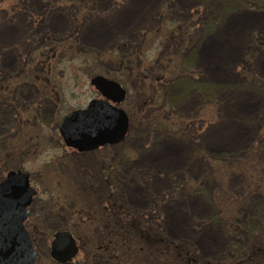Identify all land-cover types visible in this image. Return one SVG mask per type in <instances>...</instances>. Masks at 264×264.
Masks as SVG:
<instances>
[{"label":"rangeland","instance_id":"374dc122","mask_svg":"<svg viewBox=\"0 0 264 264\" xmlns=\"http://www.w3.org/2000/svg\"><path fill=\"white\" fill-rule=\"evenodd\" d=\"M86 1L90 11L85 17H77L78 42L67 37L60 41L65 45H55L52 39L70 31L69 8L58 5L47 10L49 0H19L18 11L12 13L8 0H0L1 74L16 73L28 50L33 52L31 57H41L39 51L47 55L55 52L47 83L54 89L57 103L40 99L42 79L33 84L16 83L14 95L34 105V126L41 134L36 137L33 131L32 148L14 153L15 161L8 163L28 171L38 190L26 221L34 234L38 264H58L49 256L48 239L53 231L72 227L76 217L65 208L77 178L73 165H88L89 172L97 169L98 161L111 175L115 172L113 191L120 195V201L146 215L150 221L146 228L159 229L166 238L189 245L197 259L222 263L232 242L239 241L233 230L242 228L237 208L231 209L232 190L239 189V181L235 177L229 180L225 173L217 174L215 165L222 155L234 157L238 163L256 136L264 134V0L243 5L240 0ZM160 9L166 15L168 12L167 19L161 17ZM189 14L198 21L188 44L195 45L190 49L191 66L208 89L206 94L187 92L175 101V115L189 119L183 135L148 133L146 125L138 124L142 112L134 108L138 97L144 96L143 84L134 78L129 81L123 74L124 80L117 78L105 58L117 60L136 51L150 63L161 60L166 50L159 41ZM156 26L157 34L150 35ZM143 29L148 32H139ZM211 38L214 43L209 45ZM211 45L219 51L216 53ZM96 73L121 82L127 96L120 106L130 111L132 118L121 141L97 152L79 154L76 159L60 144L56 126L63 115L97 95L89 84ZM246 80L257 87L245 85ZM164 103L161 98L159 104ZM161 115V111L152 114L157 118ZM5 121L0 120V124ZM168 124L178 126L172 120ZM153 153H158L162 162L153 161ZM6 169L0 166V176ZM85 196L78 195L76 201L93 204L95 211L99 202L93 194ZM229 211L233 220L236 218L234 225L224 222ZM79 233L83 236L85 229ZM88 244L81 246L87 249Z\"/></svg>","mask_w":264,"mask_h":264},{"label":"trees","instance_id":"16d2710c","mask_svg":"<svg viewBox=\"0 0 264 264\" xmlns=\"http://www.w3.org/2000/svg\"><path fill=\"white\" fill-rule=\"evenodd\" d=\"M18 1L8 0L7 6L10 7L8 9L10 12L18 11L19 7L16 9V5H19L16 3ZM240 1L243 5L251 0ZM49 2L47 10L50 7L64 5L69 8L70 12V31L65 36L52 39L54 43L56 42L55 45H65L60 41L67 37H72L73 41L77 43L80 25L77 17L86 16L90 11L89 3L86 0H49ZM159 13H161V17L168 18V12L166 15L165 11L160 9ZM193 16L189 14L184 18V21H180L174 26L173 32L163 36L159 41V45L166 50L159 61L153 63L145 61L144 57L136 51L120 55L117 60L111 56L105 58L112 64L113 73L117 74V78L122 77L124 80L123 75H125L129 77V81L134 78L143 84L144 88L141 92L144 96L138 97L140 100L137 101L134 108L142 112V121L138 124L146 125L148 133L167 134L174 137L183 135L189 125V119L175 115L176 113L173 111L175 101L185 96L187 92L206 94L208 89L206 83L199 80L198 73L191 66L193 58L190 59L192 57L190 49L192 50L195 45L188 44L191 43L193 32H195L194 27L198 24L197 19L193 20ZM157 26L150 31V35L157 34ZM145 30L139 32L143 33ZM147 32L148 30L145 31V33ZM32 54L33 52L29 50L26 52L22 58L24 61L22 67L16 73H0V120H6L4 124H0V166L4 167L5 165L7 169L18 168L15 165H8L10 160L15 161L14 153L32 148L35 140H33L32 132L34 131L36 137L41 134L34 126L36 120L34 105L26 103L14 95L16 83L33 84L35 80L42 79L39 76L43 73L42 68L44 69V67L45 73H49L47 65L43 66L39 62V58L42 56L31 57ZM109 72H112L111 68H109ZM243 82L252 88L257 87L252 80ZM41 88L45 93L48 90L46 86ZM161 98L163 103L165 101V105L159 104ZM155 111L162 112L160 118L152 116ZM128 116L130 121L132 118L130 111ZM169 120L178 126L170 127ZM241 156L242 159L236 163L238 160L234 157L222 155L218 158L220 163L215 165L217 174L218 172L225 173L229 180L230 177H235L239 181V189L232 190L235 194L232 198L234 205L230 207L234 210L237 208L236 214L241 216L238 223L242 226L236 231L233 230L239 241L232 242L230 249L226 250L227 258L220 264H264V134L256 136L254 142L244 150ZM75 158L79 159V157ZM246 160L251 163L249 170ZM66 164L65 166H67ZM73 166L77 170L74 194L65 204V208L69 211L72 210L71 213L76 215L72 221V227H66V229H69L80 241L82 257L85 259L77 264H211L212 260L197 259L189 245H182L178 241L166 238L159 229H151L150 226L146 228L145 225L150 222L146 215L128 207L124 201L121 202L120 195L118 196L114 192L116 189L113 183L115 172L111 175L104 163L98 161L97 169L89 172L86 171L88 165H79L77 162ZM221 173L219 175H222ZM246 174H249V179H246ZM72 179L74 180V178ZM228 187L230 188V186ZM81 194L86 195L85 197L93 194L95 200L99 202V207L97 205L98 208L94 211L93 204L76 201V197ZM31 204L29 206L30 213ZM239 204L240 206H238ZM231 214L233 213L231 212L227 221L224 222L234 225L236 218L233 220ZM84 229L86 233L80 236L79 231ZM28 230L34 240L33 232L29 227ZM83 242L91 244H88L87 249H83L81 246Z\"/></svg>","mask_w":264,"mask_h":264},{"label":"water","instance_id":"95a60500","mask_svg":"<svg viewBox=\"0 0 264 264\" xmlns=\"http://www.w3.org/2000/svg\"><path fill=\"white\" fill-rule=\"evenodd\" d=\"M89 83L102 97L72 110L58 125L64 143L78 151L118 142L128 128L127 114L117 105L125 98V89L101 74L91 76ZM35 194L25 170L9 169L0 179V264H35L37 251L24 226ZM48 247L50 256L60 263L69 262L78 250L66 229L54 231Z\"/></svg>","mask_w":264,"mask_h":264},{"label":"flooded vegetation","instance_id":"af4514ba","mask_svg":"<svg viewBox=\"0 0 264 264\" xmlns=\"http://www.w3.org/2000/svg\"><path fill=\"white\" fill-rule=\"evenodd\" d=\"M39 53L41 54V55H45V56H43V57H41V58H39V62L44 66V65H47V70H48V72L49 73H47V74H45V75H40L39 77L40 78H42V81H43V83H42V85H44V87L46 86L47 88H48V90H47V92L45 93V92H43V91H41L40 92V94H39V96H41L40 97V99L41 100H46V101H49V100H53V102L54 103H57V97H56V95H55V92H54V89L52 88V87H50L49 86V83H47V80H48V77H49V75L48 74H50V70L52 69V66L55 64V52H53L51 55H47V54H44L43 53V51H39ZM53 89V90H52ZM99 97H102L101 96V94H99L98 92H97V95L96 96H93V97H91V98H99ZM90 98V99H91ZM89 99V100H90ZM88 100V101H89ZM87 101V102H88ZM87 102L84 104V105H80V106H77V107H74L73 109H71V110H74V109H76V108H81V107H84V106H86V104H87ZM70 110V111H71ZM69 111V112H70ZM64 116V115H63ZM62 116V117H63ZM60 121H61V119L59 120V122L57 123V126H56V129H57V134L59 135V141H60V144L61 145H63V147H64V149L66 150V153H67V155H69V156H73V157H75V156H77V155H79V154H82V153H86V152H97V150H99L100 148H102V147H104V146H107V145H112V144H105V145H101V146H98L97 148H94V149H91V150H86V151H77L76 149H74L73 147H69V146H66L65 144H64V142H63V140H62V137H61V135H60V133H59V129H58V125H59V123H60ZM76 240H77V246H78V252H77V254H76V256L74 257V258H72V260L70 261V262H68V263H71V264H77L78 262H80V261H82V251H81V247H80V241H79V239H78V237H76ZM78 254H81V256L80 257H78ZM53 260V259H52ZM54 262H56L55 260H53ZM56 263H58V264H60L59 262H56Z\"/></svg>","mask_w":264,"mask_h":264},{"label":"bare ground","instance_id":"6f19581e","mask_svg":"<svg viewBox=\"0 0 264 264\" xmlns=\"http://www.w3.org/2000/svg\"><path fill=\"white\" fill-rule=\"evenodd\" d=\"M140 1H141V0H140ZM208 43H209V45L212 44V43H214V39L211 38V39L209 40ZM211 47L213 48L214 45H211ZM212 48H211V49H212ZM214 49L216 50V51H215L216 53L219 51L218 48H217L216 46L214 47ZM222 49H223V48H222ZM211 53H212V52H211ZM263 67H264V65H263ZM217 72H218V71H217ZM220 74H221V73H218V76H221ZM165 149H166V148H165ZM169 149H170V147H169ZM172 150H173V149H172ZM172 150H171V151H172ZM166 151L169 152V150H167V149H166ZM173 151H174V150H173ZM148 156H149V155H148ZM148 158H150V156H149ZM161 158H162V157H161L160 155H158V153H156V154L153 153V154L151 155V159H152L153 161H158V162L161 161V162H162Z\"/></svg>","mask_w":264,"mask_h":264}]
</instances>
